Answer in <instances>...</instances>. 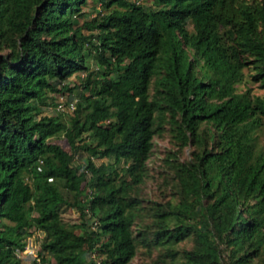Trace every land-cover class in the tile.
<instances>
[{"label": "trees", "instance_id": "16d2710c", "mask_svg": "<svg viewBox=\"0 0 264 264\" xmlns=\"http://www.w3.org/2000/svg\"><path fill=\"white\" fill-rule=\"evenodd\" d=\"M98 1L81 23L88 0H0V264H23L34 231L29 264H129L139 245L159 249L151 264H264V97L238 91L264 89V0ZM48 93L74 111L43 115ZM164 135L174 198L143 211Z\"/></svg>", "mask_w": 264, "mask_h": 264}, {"label": "rangeland", "instance_id": "374dc122", "mask_svg": "<svg viewBox=\"0 0 264 264\" xmlns=\"http://www.w3.org/2000/svg\"><path fill=\"white\" fill-rule=\"evenodd\" d=\"M131 2L135 0H129ZM138 3H141L145 5L146 7H151L152 1L151 0H136ZM82 15L81 23L84 21H90L92 19H99L101 15L106 14L107 12L103 11V8L101 6V3L98 0H88V4L85 6H82ZM83 16V17H82ZM189 30L191 28L189 27ZM89 35L90 32H85ZM78 79L76 77L71 78L70 84L74 85ZM250 89L251 94L255 96H261L264 97V89H260L256 83H252L248 76L245 78V82L238 86L239 92H244L246 90ZM47 96L49 97L47 106H41V111L43 112V115L46 116H52L57 113V104L61 101H66L63 96L48 93ZM53 99V100H52ZM62 119L66 120L68 119L70 114H63ZM257 141L259 144V147L261 149H264V125L257 131ZM53 143L61 146L65 151L71 153L70 147L65 140L63 136L55 137L51 140ZM153 149L152 154L147 159V167L149 169L148 176L144 179L143 184L138 188L136 191L138 198L141 199V210H146L150 206L151 201H159V202H165L166 200L170 199L172 200L174 198V195H172L173 190L170 189L169 185L165 184V181H163V178L161 175H159L160 172H162V169L165 170L164 164L161 162L164 156L169 153L170 151L177 152V148L173 147V144H171L169 138L167 135H164L162 137L155 136L153 139ZM192 150L191 148L187 147L184 149L183 152L179 154V158L181 161H186L191 157ZM84 158V154L82 152L74 155L73 157V163L79 164L81 163V160ZM111 162L107 159H100V160H94V162L99 165L102 162ZM117 167V166H116ZM119 169L121 166H118ZM171 177V175L169 176ZM61 217L63 221L69 225L77 227L76 233L79 235H82L84 233L82 230L78 229V224L80 223L79 213L77 210L73 207H64L62 209ZM93 222V221H92ZM145 223H149V220H146ZM90 224L89 229L94 230L95 225L91 226ZM42 240V234H40L38 231H34L33 234L30 237H26L24 242L26 243L25 247H28V249H37L39 250L40 244ZM179 249H190L191 248V242L190 241H184L181 242L178 245ZM159 249L153 248L150 252L146 251L143 246L139 245L137 254L135 258L129 263V264H151L156 259L158 260L159 255ZM101 258V257H100ZM99 258V259H100ZM20 259L22 260L23 264H29L31 262V258L27 257L25 254H20ZM51 259V257H49ZM102 259V258H101ZM51 262L54 263L53 259H51ZM178 264V263H176Z\"/></svg>", "mask_w": 264, "mask_h": 264}, {"label": "built area", "instance_id": "2783aa9c", "mask_svg": "<svg viewBox=\"0 0 264 264\" xmlns=\"http://www.w3.org/2000/svg\"><path fill=\"white\" fill-rule=\"evenodd\" d=\"M77 100H74L73 102L65 103L64 101L59 102V105L57 106V111L60 112H72L75 109V104ZM38 251L37 249H28V247H25L24 250L21 253H17L16 256L20 258V254H25L27 257H30L31 259H35L39 263L38 258ZM92 258H95V254L91 255ZM97 264H99L97 262Z\"/></svg>", "mask_w": 264, "mask_h": 264}]
</instances>
